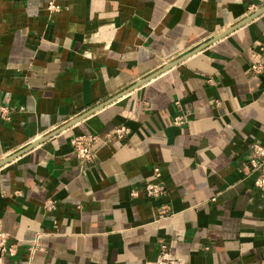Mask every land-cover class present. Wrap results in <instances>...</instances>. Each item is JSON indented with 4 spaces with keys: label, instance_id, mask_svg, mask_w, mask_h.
I'll return each mask as SVG.
<instances>
[{
    "label": "crops",
    "instance_id": "obj_1",
    "mask_svg": "<svg viewBox=\"0 0 264 264\" xmlns=\"http://www.w3.org/2000/svg\"><path fill=\"white\" fill-rule=\"evenodd\" d=\"M59 3L0 0V161L19 153L0 165L16 246L0 264H146L160 243L182 264H258L264 196L242 161L264 145V74L248 71L264 0ZM90 133L107 138L83 161L69 140Z\"/></svg>",
    "mask_w": 264,
    "mask_h": 264
},
{
    "label": "built area",
    "instance_id": "obj_2",
    "mask_svg": "<svg viewBox=\"0 0 264 264\" xmlns=\"http://www.w3.org/2000/svg\"><path fill=\"white\" fill-rule=\"evenodd\" d=\"M60 1L63 0H46V9L49 12H57L60 10L61 5ZM257 59L250 62L248 66V71L253 75H262L264 74V42L258 44L257 48ZM175 106L178 108V103L174 102ZM6 110L5 107L0 106V117H5ZM184 121L183 115L177 113L172 117V123L174 125H180ZM127 129L124 127L114 128L110 136L116 138H121ZM106 136H99L98 134H79L70 138V146L75 153L76 157L83 161H88L91 159V146L94 142L98 140L106 139ZM243 167L247 170L248 173H253V185L259 189L264 196V145L252 142L249 144L246 150V154L242 161ZM153 177L159 175V169L153 167L152 169ZM144 191L148 195H157L161 192V186L155 182H147L144 185ZM132 196L135 195L134 191H131ZM52 202L47 201L45 203L46 207H49ZM160 214L162 211L159 212ZM263 243H264V229L261 232ZM16 246L13 243L8 241V235L4 231L0 230V258L3 255L9 257L13 256L16 252ZM146 264H182L181 260L173 258L169 255L167 247L164 243L158 245L156 256L153 260L147 262ZM258 264H264V256Z\"/></svg>",
    "mask_w": 264,
    "mask_h": 264
},
{
    "label": "water",
    "instance_id": "obj_3",
    "mask_svg": "<svg viewBox=\"0 0 264 264\" xmlns=\"http://www.w3.org/2000/svg\"><path fill=\"white\" fill-rule=\"evenodd\" d=\"M262 11H264V7L261 8L260 10H258V12L254 13L253 15H251L249 18H251V17H253V16H256L257 14L261 13ZM249 18H247V19H249ZM240 24H241V23L236 24V25L233 26V27L235 28L236 26H238V25H240ZM233 27H232V28H233ZM212 40H215V39H211V40L207 41L206 43H204V44L198 46L197 48L199 49L201 46H203V45H205V44L211 42ZM179 60H180V59H178L177 61H179ZM177 61H176V62H177ZM173 63H174V61L171 62V63H169V64H167L166 66H170V65L173 64ZM158 72H159V71L154 72L153 74H151V75L148 76L147 78L156 75ZM147 78L143 79L142 81L146 80ZM73 121H74V120H73ZM73 121H71V122H69V123H67V124H64L63 126H61L60 128L56 129L55 131L50 132V133L46 134L45 136H43V137H41V138H39V139L33 141V142L30 143L29 145L25 146V147L21 150V152H23L24 150H27V149L31 148V147L34 146L35 144H37V143H39L40 141L44 140L45 138L50 137L51 135L55 134V133L58 132L59 130H61V129L65 128L66 126H68L69 124H71ZM19 152H20V151H19ZM16 154H19V153H14L13 155H11V156H9V157H7V158L1 160V161H0V165L3 164L4 162H7V161L10 160V159H12L13 157H15Z\"/></svg>",
    "mask_w": 264,
    "mask_h": 264
}]
</instances>
